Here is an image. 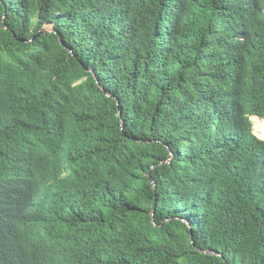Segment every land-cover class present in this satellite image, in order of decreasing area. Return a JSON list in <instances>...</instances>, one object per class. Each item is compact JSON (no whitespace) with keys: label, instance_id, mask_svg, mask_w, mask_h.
Listing matches in <instances>:
<instances>
[{"label":"trees","instance_id":"16d2710c","mask_svg":"<svg viewBox=\"0 0 264 264\" xmlns=\"http://www.w3.org/2000/svg\"><path fill=\"white\" fill-rule=\"evenodd\" d=\"M252 114L264 0H0V264H264Z\"/></svg>","mask_w":264,"mask_h":264},{"label":"built area","instance_id":"2783aa9c","mask_svg":"<svg viewBox=\"0 0 264 264\" xmlns=\"http://www.w3.org/2000/svg\"><path fill=\"white\" fill-rule=\"evenodd\" d=\"M252 134L259 140H264V120L258 117H250Z\"/></svg>","mask_w":264,"mask_h":264},{"label":"clouds","instance_id":"9594fccd","mask_svg":"<svg viewBox=\"0 0 264 264\" xmlns=\"http://www.w3.org/2000/svg\"><path fill=\"white\" fill-rule=\"evenodd\" d=\"M258 117V118H261V117H259V116H257V115H254V114H252V115H249L248 116V119H249V121H250V117ZM261 119H263V118H261ZM264 120V119H263ZM250 126H251V121H250ZM259 140V139H258ZM264 141V140H263Z\"/></svg>","mask_w":264,"mask_h":264},{"label":"water","instance_id":"95a60500","mask_svg":"<svg viewBox=\"0 0 264 264\" xmlns=\"http://www.w3.org/2000/svg\"><path fill=\"white\" fill-rule=\"evenodd\" d=\"M44 32H45L44 29L40 31V33H44ZM150 180H151V182L153 183V180L151 179V177H150ZM153 185H154V183H153Z\"/></svg>","mask_w":264,"mask_h":264},{"label":"rangeland","instance_id":"374dc122","mask_svg":"<svg viewBox=\"0 0 264 264\" xmlns=\"http://www.w3.org/2000/svg\"><path fill=\"white\" fill-rule=\"evenodd\" d=\"M48 29H50V27H48Z\"/></svg>","mask_w":264,"mask_h":264}]
</instances>
